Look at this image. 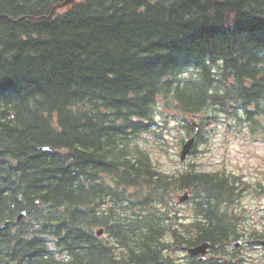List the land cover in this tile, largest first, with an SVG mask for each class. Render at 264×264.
<instances>
[{"label": "trees", "instance_id": "1", "mask_svg": "<svg viewBox=\"0 0 264 264\" xmlns=\"http://www.w3.org/2000/svg\"><path fill=\"white\" fill-rule=\"evenodd\" d=\"M62 1L0 0V264H176L201 241L217 255L256 188L225 168L158 169L143 137L159 101L186 135L193 114L259 124L264 0ZM188 188L192 218L174 197Z\"/></svg>", "mask_w": 264, "mask_h": 264}, {"label": "rangeland", "instance_id": "2", "mask_svg": "<svg viewBox=\"0 0 264 264\" xmlns=\"http://www.w3.org/2000/svg\"><path fill=\"white\" fill-rule=\"evenodd\" d=\"M156 124L145 134L144 146L150 152L154 165L161 170L176 171L189 167L190 162L195 163L194 168L203 170H217L225 168L229 172L243 174L249 184L259 187L258 182L264 180V115L258 117V125L251 128L247 122L236 121L232 126L220 122L223 117L211 113L206 118L204 131L207 132V140L196 145V152L187 155L182 162L179 160V148L181 137L187 139V135L173 117L179 116L172 103L165 105L159 101L155 106ZM189 119V117H187ZM195 122L197 120L195 119ZM194 125V123H193ZM181 143V144H180ZM239 203L243 206V212L251 222L256 224L257 219L264 222V194L249 187L243 191ZM182 212L192 214V206L184 204ZM107 234L102 235L103 240L108 239ZM240 253H244L249 260L253 256V248L248 245L240 247ZM178 263L185 261V255L181 251L176 252ZM177 260V257H174Z\"/></svg>", "mask_w": 264, "mask_h": 264}, {"label": "flooded vegetation", "instance_id": "3", "mask_svg": "<svg viewBox=\"0 0 264 264\" xmlns=\"http://www.w3.org/2000/svg\"><path fill=\"white\" fill-rule=\"evenodd\" d=\"M264 228V222L262 218L257 219L256 224H253L251 233L247 228H245L244 233H240L237 239L231 240L227 244H225L216 255L213 253L211 246L206 249L205 254L202 253L192 254L197 262H201L200 264H264V245L263 236L264 232L262 231ZM241 240L239 246L234 242L236 240ZM251 244L253 248V256L249 260L245 257L244 253H240L241 245Z\"/></svg>", "mask_w": 264, "mask_h": 264}, {"label": "water", "instance_id": "4", "mask_svg": "<svg viewBox=\"0 0 264 264\" xmlns=\"http://www.w3.org/2000/svg\"><path fill=\"white\" fill-rule=\"evenodd\" d=\"M73 2V0H64L62 2V5H67L69 3ZM190 145H191V140H189L188 142H186L181 150V158L184 159L185 155L188 153L189 151V148H190ZM187 197V194L183 195L180 197V201L186 199ZM24 214V212H22L19 217ZM99 233V232H98ZM264 243V241H263ZM208 246V243H203V244H200L198 246H195L193 248H188V251L190 254H197V253H202V255H204L205 253V250Z\"/></svg>", "mask_w": 264, "mask_h": 264}, {"label": "bare ground", "instance_id": "5", "mask_svg": "<svg viewBox=\"0 0 264 264\" xmlns=\"http://www.w3.org/2000/svg\"><path fill=\"white\" fill-rule=\"evenodd\" d=\"M63 1H64V0H63ZM63 1H62V2H63ZM62 2H61V3H62ZM73 2H74V0H73ZM71 3H72V2H71Z\"/></svg>", "mask_w": 264, "mask_h": 264}]
</instances>
